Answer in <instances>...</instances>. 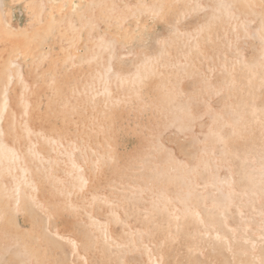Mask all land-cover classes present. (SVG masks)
Returning a JSON list of instances; mask_svg holds the SVG:
<instances>
[{"label": "rangeland", "instance_id": "obj_1", "mask_svg": "<svg viewBox=\"0 0 264 264\" xmlns=\"http://www.w3.org/2000/svg\"><path fill=\"white\" fill-rule=\"evenodd\" d=\"M29 1L38 32L0 0L14 54L40 37L0 72V264H264V0Z\"/></svg>", "mask_w": 264, "mask_h": 264}, {"label": "bare ground", "instance_id": "obj_2", "mask_svg": "<svg viewBox=\"0 0 264 264\" xmlns=\"http://www.w3.org/2000/svg\"><path fill=\"white\" fill-rule=\"evenodd\" d=\"M9 9H13L14 8V18H16V20L19 18V20L21 19L20 13L23 11L24 7H27L28 9H34L31 11L30 15L31 17L34 18V21L36 22L35 27H34V32H38L41 30V17H42V13L39 10H36L37 8H31L30 7V2L29 0H6ZM54 4L50 7L49 9V13L50 16H52V19L56 22V24H60L63 22L64 17L66 16L67 13L70 12H74L73 10L76 9V7H78V5L80 3H95L98 0H53ZM186 10H189V7H185ZM90 14L93 13V10L89 12ZM82 15H80V17H82ZM5 22L6 25H2L0 24V72L4 69L5 65L8 63V61L10 60L9 57L12 56V60H13V56L15 57L17 54L20 55L22 54L24 60H26V58L28 57V55L30 54V56H32L34 53H32L33 49H35L38 44H39V38L38 36H36L35 41H29L26 42V38L24 39L25 43H23V41H21V47L19 49V51H17L16 54H14L13 49L15 48L16 44H19V39H16L15 37L12 36V32H10L9 30H11L12 28L10 26L7 25V23H9V20H3ZM2 20H0V23L3 22ZM9 28V29H8ZM38 41V42H36ZM14 54V55H13ZM26 56V57H25ZM6 94V93H5ZM4 97V96H3ZM7 101H5L4 105L5 108L3 109V111L0 114V127L2 126L4 120H5V116H6V108L8 109V107H10L12 105V98L10 96H7ZM30 117V115H29ZM29 120V118H27ZM15 153H17V151H12L9 156L12 157ZM264 168V167H263ZM47 174H48V179L52 178V173L51 170H47ZM64 185V181L62 182ZM24 185H30V186H36V183L26 177L25 172H23L22 174V179H19L17 182V185L14 189L17 191V194L19 195V197L22 195V186ZM69 190V189H68ZM11 192V190L9 191ZM94 210H90L89 213H92ZM78 232L76 231H72L70 233V236L68 237H62V239H72L75 235H77ZM72 236V237H71Z\"/></svg>", "mask_w": 264, "mask_h": 264}]
</instances>
